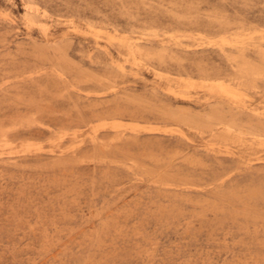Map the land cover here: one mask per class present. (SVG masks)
I'll return each mask as SVG.
<instances>
[{
	"label": "rangeland",
	"instance_id": "obj_1",
	"mask_svg": "<svg viewBox=\"0 0 264 264\" xmlns=\"http://www.w3.org/2000/svg\"><path fill=\"white\" fill-rule=\"evenodd\" d=\"M0 264H264V0H0Z\"/></svg>",
	"mask_w": 264,
	"mask_h": 264
},
{
	"label": "bare ground",
	"instance_id": "obj_2",
	"mask_svg": "<svg viewBox=\"0 0 264 264\" xmlns=\"http://www.w3.org/2000/svg\"><path fill=\"white\" fill-rule=\"evenodd\" d=\"M224 91V90H223ZM226 92V91H225Z\"/></svg>",
	"mask_w": 264,
	"mask_h": 264
}]
</instances>
